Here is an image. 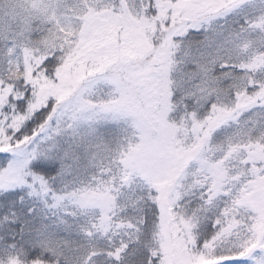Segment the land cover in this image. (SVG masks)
I'll list each match as a JSON object with an SVG mask.
<instances>
[{"label":"snow or ice","instance_id":"obj_1","mask_svg":"<svg viewBox=\"0 0 264 264\" xmlns=\"http://www.w3.org/2000/svg\"><path fill=\"white\" fill-rule=\"evenodd\" d=\"M0 264H264V0H0Z\"/></svg>","mask_w":264,"mask_h":264}]
</instances>
